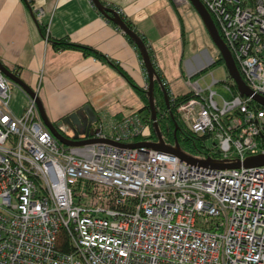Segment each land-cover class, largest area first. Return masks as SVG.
Segmentation results:
<instances>
[{
  "label": "built area",
  "instance_id": "2783aa9c",
  "mask_svg": "<svg viewBox=\"0 0 264 264\" xmlns=\"http://www.w3.org/2000/svg\"><path fill=\"white\" fill-rule=\"evenodd\" d=\"M199 1L247 88L264 97V0ZM43 16L33 10L46 41ZM193 60L184 81L191 97L175 106L184 129L211 140L214 159L263 153L264 108L227 74L221 82L210 74L204 88L191 82L214 59L203 50ZM218 83L226 96L212 88ZM14 90L25 99L19 113ZM57 130L73 138L66 125ZM148 135L134 112L76 133L99 141L65 146L0 72V264H264V164L219 170L111 144Z\"/></svg>",
  "mask_w": 264,
  "mask_h": 264
},
{
  "label": "crops",
  "instance_id": "0c3cea01",
  "mask_svg": "<svg viewBox=\"0 0 264 264\" xmlns=\"http://www.w3.org/2000/svg\"><path fill=\"white\" fill-rule=\"evenodd\" d=\"M102 1L118 10L144 39L167 89L174 95L187 92L184 81L191 72L188 64H192L196 54L187 57L191 49L187 47L184 18L190 20L193 16L197 20L189 3ZM27 2L29 7L24 0H0V61L8 69H16L17 76L36 92L50 121H58L71 112L82 115L84 105L95 117L90 126L96 124L98 115L114 120L134 112L143 114L142 100L115 68L78 50H54L43 39L32 15L34 9H42L50 40L66 39L90 47L116 63L134 84L144 89L147 80L138 54L117 27L89 0ZM24 101L23 95L14 90L10 107L19 113Z\"/></svg>",
  "mask_w": 264,
  "mask_h": 264
},
{
  "label": "water",
  "instance_id": "95a60500",
  "mask_svg": "<svg viewBox=\"0 0 264 264\" xmlns=\"http://www.w3.org/2000/svg\"><path fill=\"white\" fill-rule=\"evenodd\" d=\"M90 3L96 8V10L102 14L107 20L112 22L118 30H120L124 35H126L135 45V49L139 56L140 62L142 64L145 76H146V96H147V108L149 110V119L151 120L152 128L155 133L156 140L155 141H147V142H134V143H111L110 141H105L107 143H111L113 145H118L121 147H137V146H146L156 151L166 152L172 155H175L186 163H199L201 165L211 166V168L219 169V170H227V169H238L240 166L242 168H251V166H259L264 164V152L257 153L254 155H249L245 157L242 161L238 159H212L210 157H206L204 159H196L192 157L190 154L184 152L180 149V146L177 143L176 138L174 137L173 143L168 144L165 143L159 133L157 122L155 120V109L153 105V81L156 79L154 77L153 67L146 49L145 43L142 41L140 36L134 31V29L129 28L121 19L118 11L109 6L103 5L100 0H89ZM189 5L193 8V10L198 15L202 26L204 27L209 39L215 46L219 57L222 60V64L226 70V74L232 80L236 91L240 95L251 96V99L256 103L261 105L264 108V97L260 95H252L251 91L247 88L243 80L241 79L237 68L224 45L221 37L219 36L217 29L209 16L208 12L202 5L199 0H186ZM32 15V13H31ZM33 17V15H32ZM0 72L13 84L19 87L24 93H26L30 98H32L35 102L39 117L43 123V125L48 129L50 134L54 139H56L59 143L65 146H78L94 141L90 138L77 140L76 133L78 130L87 129L91 124V121L95 119L94 115L91 113L88 105L83 107V114L80 115L79 112H71L65 116H63L58 121L52 122L48 119L44 107L41 103V100L37 96L36 92L29 88L25 83L13 72H11L5 65H3L0 61ZM160 90L162 92V99L164 101L166 109L169 108L167 93L165 89L160 85ZM170 118L173 120L174 129L177 128V124L173 119L172 114L169 112ZM92 117V118H91ZM60 124H64L70 129H72L74 135L73 138L69 139L64 137L57 130V126Z\"/></svg>",
  "mask_w": 264,
  "mask_h": 264
},
{
  "label": "trees",
  "instance_id": "16d2710c",
  "mask_svg": "<svg viewBox=\"0 0 264 264\" xmlns=\"http://www.w3.org/2000/svg\"><path fill=\"white\" fill-rule=\"evenodd\" d=\"M24 2L28 6L27 0H24ZM100 2L103 5H106L102 0H100ZM119 15H120L121 19L123 20V22L126 24V26L133 29V26L131 25V23L128 20H126L121 14H119ZM108 22H109V20H108ZM109 23L116 28V26L112 22H109ZM37 25H38L40 33L43 35V27L39 24H37ZM124 37H126V40L128 41V43H130L135 49V45L133 44V42L126 35H124ZM140 38L142 39V41L146 45V49H147V52H148V55H149V58H150V61H151L152 67H153L154 77L156 78L153 81V105H154V109H155V120L157 122V127H158L159 133H160L163 141L165 143L172 144L173 139L175 137L178 145L184 150V152H187L191 155L194 152H198V153H202L203 155H206L212 159L216 158L218 156L217 151H211V149L205 145L204 136L203 135L202 136L193 135V134L189 133L186 129H184V127L181 125V123L177 119V116L175 114V106L179 103L186 101L188 98L191 97V94L189 91L182 93V94L174 95V104H171L168 102L169 108L166 109L164 101L162 99V92L160 90V85H162V87L165 89V91L167 93V99L170 97L169 90L167 89V86L162 79L160 71L155 66L153 56L151 54L149 47L147 46L146 42L144 41V39L141 36H140ZM46 41H48L52 45V48L56 51L62 50V49L78 50L83 55L93 56L94 58L101 60L104 63L111 65L113 68H115L127 80V82L133 88L135 93L142 100L143 106L141 107L140 111L143 112V114H139V115H140L142 120L148 122V127H149L148 138L151 141L156 140L155 133H154L153 128H152L151 120L149 119V110L147 108V96H146V89L145 88L142 89L141 87L134 84L132 82V80L117 66L116 63L107 59L106 57H104L100 53L95 52L90 47H87L85 45L75 44V43H72L71 41H68L66 39H52V40H50L48 38V36H47ZM135 51H136V49H135ZM214 62L222 64V60L219 57V55H217V58L215 60H213V63ZM13 73L17 75L16 69H13ZM169 112L172 114L173 119L175 120V122L177 124V128L175 129V132H173L174 125H173V120L170 118ZM61 242H62V240H61Z\"/></svg>",
  "mask_w": 264,
  "mask_h": 264
},
{
  "label": "rangeland",
  "instance_id": "374dc122",
  "mask_svg": "<svg viewBox=\"0 0 264 264\" xmlns=\"http://www.w3.org/2000/svg\"><path fill=\"white\" fill-rule=\"evenodd\" d=\"M175 2V1H174ZM176 3V2H175ZM177 4V3H176ZM189 9H192L191 6H189ZM192 13L195 14L197 20L192 19L188 20L184 18V25H185V37L189 40L188 42V48L191 49L190 53H187V57H191L193 53L198 54L203 50H206L208 55L213 58L214 60L217 58L218 52L209 39L204 27L202 26V23L196 14V12L192 9ZM192 61V62H191ZM190 61L192 64H188V69H191L195 66L193 65V59ZM198 61V60H197ZM199 64V62H198ZM192 65V66H190ZM210 74H212L213 78L217 81H223L226 77V70L224 68V65L221 63L214 62L211 66L207 67L205 70H203L198 75L190 77V81L193 82L195 80H198V84L204 88V83H209L210 81ZM202 78V80H201ZM218 95L226 96V92L223 90L221 83H218L217 85L212 87ZM12 89H14L12 87ZM85 106V105H84ZM83 106V107H84ZM99 120L102 121L104 128L106 127V124L110 121H112V118H105L102 115H98ZM205 145L207 147H211L212 141L207 140L205 142ZM193 157L196 159H202L204 158V155L202 153L194 152L192 153Z\"/></svg>",
  "mask_w": 264,
  "mask_h": 264
},
{
  "label": "flooded vegetation",
  "instance_id": "af4514ba",
  "mask_svg": "<svg viewBox=\"0 0 264 264\" xmlns=\"http://www.w3.org/2000/svg\"><path fill=\"white\" fill-rule=\"evenodd\" d=\"M9 70L11 71V69H9ZM91 118H92V117H91ZM90 125H91V124H90ZM90 125H89V126H90ZM180 149L183 150L181 147H180ZM183 151H184V150H183Z\"/></svg>",
  "mask_w": 264,
  "mask_h": 264
},
{
  "label": "bare ground",
  "instance_id": "6f19581e",
  "mask_svg": "<svg viewBox=\"0 0 264 264\" xmlns=\"http://www.w3.org/2000/svg\"><path fill=\"white\" fill-rule=\"evenodd\" d=\"M197 63H198V61H197Z\"/></svg>",
  "mask_w": 264,
  "mask_h": 264
}]
</instances>
